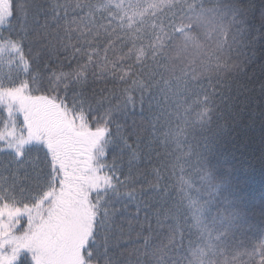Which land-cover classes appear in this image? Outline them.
<instances>
[{
	"label": "trees",
	"instance_id": "1",
	"mask_svg": "<svg viewBox=\"0 0 264 264\" xmlns=\"http://www.w3.org/2000/svg\"><path fill=\"white\" fill-rule=\"evenodd\" d=\"M134 2L5 0L0 42L23 66L2 85L26 89L39 125L86 124L50 129L29 161L0 151V206L24 212L1 246L70 161H99L113 184L88 195L83 264H264V0ZM8 119L0 103V134Z\"/></svg>",
	"mask_w": 264,
	"mask_h": 264
},
{
	"label": "rangeland",
	"instance_id": "2",
	"mask_svg": "<svg viewBox=\"0 0 264 264\" xmlns=\"http://www.w3.org/2000/svg\"><path fill=\"white\" fill-rule=\"evenodd\" d=\"M137 1L140 0H135V2ZM143 1L145 3L148 2V0ZM137 10L138 8L133 9V11ZM20 57L19 49L14 48L10 44L6 45L0 42V74L3 70L10 68L12 65H18L20 67ZM25 92L26 91H24L21 86L17 89H9L0 86V103L6 105L12 121V124L2 135V138L9 144L15 145L18 157L21 156V152L24 153L26 151L27 144L32 143L31 139L36 140L40 136L45 135L43 134V125H39L32 120L31 99ZM24 114L27 115L29 121L25 120L26 122L22 129H15L14 124L19 121L18 118L23 119ZM60 114L64 117V120L69 123H72L75 118L83 121L82 118L74 111L61 110ZM32 125H34L35 129L33 127L32 129L27 128ZM79 156L83 155L79 154ZM80 162L83 166L86 165V162L81 160L70 161L69 166L71 167V174H69V177L63 176L59 182V188L47 196L45 200L47 206L33 217L32 222L34 224L31 229L25 234L19 236L17 239L12 238L11 241H9L14 246V252L28 250L29 254H32L33 252L47 260V264H83L81 262V256H79L77 242L79 240L81 243L83 240L90 237L94 219V208L84 199L80 203L83 207L75 206L73 208L72 211L74 213V217L72 222L66 218H63L62 221H60L59 215L60 213L67 216V211H71L72 208V206L68 204L71 196L66 192L67 184L64 183V178L70 179L72 182L78 180L80 178V174L88 172V169L86 168L78 169L74 166L76 163ZM62 165L67 164L64 162L61 166ZM72 172L75 175H72ZM66 175H68V173H66ZM110 182V177L100 171L94 174L89 172L84 179L85 189L83 191V196L85 194L90 195L91 192L96 189L104 188ZM51 205L53 209L51 208ZM23 213L24 212L21 210L13 211L9 208L0 206V230L3 227V220H6L7 218H14L17 215H22ZM49 216H51V219H49ZM64 223H67L68 228L71 229V233H69V248L66 246L61 247L60 240L53 243L54 238L53 236H50L51 233L53 235L57 234L60 229L63 228ZM51 227L54 232H52ZM72 232L74 234H72Z\"/></svg>",
	"mask_w": 264,
	"mask_h": 264
},
{
	"label": "flooded vegetation",
	"instance_id": "3",
	"mask_svg": "<svg viewBox=\"0 0 264 264\" xmlns=\"http://www.w3.org/2000/svg\"><path fill=\"white\" fill-rule=\"evenodd\" d=\"M4 4H5V0H0V11H1L2 7L4 6ZM2 261H3V259H0V264H2Z\"/></svg>",
	"mask_w": 264,
	"mask_h": 264
},
{
	"label": "snow or ice",
	"instance_id": "4",
	"mask_svg": "<svg viewBox=\"0 0 264 264\" xmlns=\"http://www.w3.org/2000/svg\"><path fill=\"white\" fill-rule=\"evenodd\" d=\"M12 147H15V145H11ZM3 149H0V151H2ZM21 155H23V153L21 152Z\"/></svg>",
	"mask_w": 264,
	"mask_h": 264
}]
</instances>
